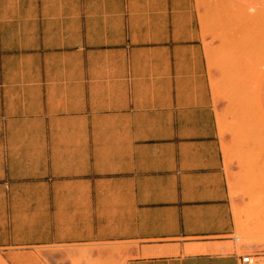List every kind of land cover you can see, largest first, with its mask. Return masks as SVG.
<instances>
[{"label": "crops", "instance_id": "1", "mask_svg": "<svg viewBox=\"0 0 264 264\" xmlns=\"http://www.w3.org/2000/svg\"><path fill=\"white\" fill-rule=\"evenodd\" d=\"M263 135L264 0H0V264H264Z\"/></svg>", "mask_w": 264, "mask_h": 264}, {"label": "rangeland", "instance_id": "2", "mask_svg": "<svg viewBox=\"0 0 264 264\" xmlns=\"http://www.w3.org/2000/svg\"><path fill=\"white\" fill-rule=\"evenodd\" d=\"M245 146H264V135L257 138L234 139L230 145L225 146V149L228 152V164L230 166L240 167L242 163L240 151ZM240 193L239 186H235V189H233V195H238Z\"/></svg>", "mask_w": 264, "mask_h": 264}, {"label": "built area", "instance_id": "3", "mask_svg": "<svg viewBox=\"0 0 264 264\" xmlns=\"http://www.w3.org/2000/svg\"><path fill=\"white\" fill-rule=\"evenodd\" d=\"M243 263L244 264H250V258H249V256H246L245 258H243Z\"/></svg>", "mask_w": 264, "mask_h": 264}]
</instances>
